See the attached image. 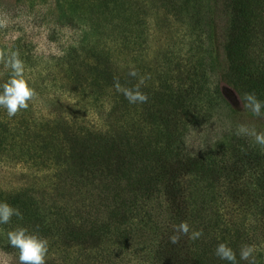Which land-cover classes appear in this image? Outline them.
<instances>
[{
    "label": "trees",
    "instance_id": "trees-1",
    "mask_svg": "<svg viewBox=\"0 0 264 264\" xmlns=\"http://www.w3.org/2000/svg\"><path fill=\"white\" fill-rule=\"evenodd\" d=\"M169 2L167 13L178 17L176 3ZM182 5L189 19H207L211 32L217 11L223 14L224 47L239 84L264 88V0ZM114 11L110 19L103 12L80 17L88 32L80 43L89 54L84 69L77 64L70 71L78 76L55 80L53 91L43 88L42 106L34 110L33 97L8 139L0 134V170H28L14 187L0 178V201L22 213L0 226V249L18 260L6 232L22 226L47 239L45 264H228L214 254L220 242L238 260L242 245H254L257 264H264V153L238 135L227 137L228 149L221 152L186 151L181 120L199 118L203 109L210 116L214 92L206 82L203 90L196 87L189 76L188 84L174 85L165 60L160 70L145 61L150 30L136 33L128 24L121 38ZM204 27L187 28V55L196 57V49L207 45ZM211 41V52L204 50L206 79L208 64L219 59ZM167 54L163 49L158 56ZM116 81L126 88L139 84L147 102L129 103ZM182 221L203 235L171 243L174 225Z\"/></svg>",
    "mask_w": 264,
    "mask_h": 264
},
{
    "label": "rangeland",
    "instance_id": "rangeland-1",
    "mask_svg": "<svg viewBox=\"0 0 264 264\" xmlns=\"http://www.w3.org/2000/svg\"><path fill=\"white\" fill-rule=\"evenodd\" d=\"M182 2L183 0H174L178 7L174 11L178 17H173L174 13L168 14L165 9L171 4L169 0H135V4L129 0H98L95 2L87 0H0V51L19 49L26 65L25 76L35 90L34 98H38L30 104L36 110L42 106L39 99L42 97L43 88L49 87V92L53 91L55 80L65 81V77L78 76L76 72L71 73L70 71L74 70L77 64L83 63L82 70L84 69L85 57L89 54L87 48L80 46V43L85 40L88 32L83 22L79 20L80 17L103 12V18L110 19L115 16L114 8L116 7L120 37L124 36L128 24H133L136 33L148 28L151 35L148 42L149 56L145 58V61L160 70V63L165 60L171 71L169 80H173L174 85L188 84V76L193 83L199 84L196 87L202 90L203 83H208V89L214 92L216 97V107L212 109L208 117L205 109L202 110L199 118L193 119L187 115L181 120L180 128L184 134L186 151L190 154H198L205 147L221 152L228 149L229 143L226 138L237 135V128L240 125L264 132V117H254L243 106L244 94L248 92L255 93L261 101H264V88L263 86L243 88L239 84L238 72L236 74L233 71L224 47L226 18L223 14L215 12L214 32H211L207 19L187 17L188 12L184 6L179 8ZM193 6L194 3H191L190 7ZM200 23L205 25L204 39L207 45L196 49V57L190 56L191 54L187 55L191 40L182 37L188 27H194ZM209 39L217 46L219 59L217 62L211 60L208 64V78L206 79L207 66L204 50L209 48L211 52L212 44L208 42ZM144 46L145 42L143 43L141 38L138 39L136 48ZM163 49L168 50V54L162 58V55H158ZM125 57L127 56H122L123 59ZM138 62L144 64L141 56ZM7 74L8 70L0 61V82L7 79ZM22 112L23 110L18 111L14 119L0 111V134L3 135L4 141L8 139L10 127L20 124ZM238 136H242L252 144L255 150L264 153V146L257 144L254 137ZM27 173L28 170L20 166L3 168L0 170V178L6 186L14 187L19 184V181H25ZM261 192H264V187ZM260 250L264 256V243L261 244ZM0 264H19V261L0 249Z\"/></svg>",
    "mask_w": 264,
    "mask_h": 264
},
{
    "label": "clouds",
    "instance_id": "clouds-1",
    "mask_svg": "<svg viewBox=\"0 0 264 264\" xmlns=\"http://www.w3.org/2000/svg\"><path fill=\"white\" fill-rule=\"evenodd\" d=\"M0 61L8 70L7 79L0 82V111L6 113L11 118L18 111L27 109L29 102L35 96V90L31 87L29 80L25 76L26 65L21 58L19 49H5L0 51ZM129 75L135 77L137 72L130 69ZM140 83H143L141 79ZM114 87L118 92H122L129 103H145L147 95L139 90V84L133 88L123 87L118 81ZM244 108L249 110L254 117H264V101H261L255 93L244 94ZM237 135H248L255 139V142L264 146V132H258L254 128L240 125L237 128ZM22 218V213L18 208L11 206L5 201H0V226L11 222L12 217ZM181 235H189L191 239H199L202 230H190L186 221L174 225V234L169 237L170 242L175 244ZM9 244L18 250L19 264H45L48 253V241L38 233L29 232L22 226H17L6 232ZM256 248L254 245H242L239 249V260L237 253L227 243L220 242L215 248V256L228 264H239V261H246L247 264H257Z\"/></svg>",
    "mask_w": 264,
    "mask_h": 264
}]
</instances>
